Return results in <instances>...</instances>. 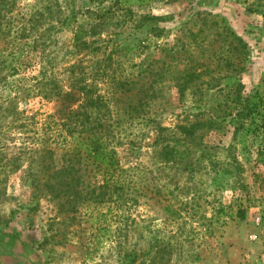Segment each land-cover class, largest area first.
<instances>
[{"label": "rangeland", "instance_id": "1", "mask_svg": "<svg viewBox=\"0 0 264 264\" xmlns=\"http://www.w3.org/2000/svg\"><path fill=\"white\" fill-rule=\"evenodd\" d=\"M52 1L65 5V0ZM70 1L77 7L93 8L101 0L66 2ZM112 1L103 0L102 5L109 6ZM35 5V0L17 1L24 12ZM132 10L134 14L123 17L129 20L127 24L111 28L102 38H114L125 47L121 61H124L122 69L128 73L136 71L130 65L139 63L147 55L154 69L167 63L175 68L173 73L157 80L160 89L156 106L163 127L173 130L176 124L183 123L185 113L192 121L190 115L197 113L189 109L195 101L193 97H200L205 104L208 114L204 119L209 114L225 115V108H217L216 104L225 100L226 87L239 81L238 73L227 61L238 69L244 66L240 76L242 96L249 101L259 98L264 107V0H147L141 9L134 6ZM145 14L155 19L146 26L135 27L131 21ZM151 27L155 31L161 29L157 46L151 45L138 56L135 47L140 39L153 37L155 31ZM201 27L205 40L189 47V32ZM236 37L247 44L248 57L244 61L239 55ZM70 39V31L62 29L51 42L46 41V53H42V44L36 48L31 46L27 61L46 65L48 56L45 55L52 54L53 75L65 85L64 69L83 56L68 54ZM97 57L85 58L84 64L93 63ZM185 66L203 73L193 77L180 98L183 106L178 107L175 98L178 95L172 86ZM15 79V85H29L21 75L9 80ZM204 81L222 89L193 96V87ZM101 89L102 94L109 96L106 87ZM35 91L38 95L34 99L19 97L11 102L14 92L0 86V264H128L132 258V264H152V258L153 264H264V166L257 162L255 154L261 138L245 133L233 138L229 117L220 129L200 133V145L183 141L177 135L176 141H172L178 152L176 162L157 174L159 193L150 199L151 194L147 192L131 208L125 227L124 221L115 223L109 213L106 219L96 216L97 212L107 213V206L87 212L82 207L76 214L64 213L42 185L33 190L31 175L37 172L38 166L28 148L33 139L44 137L41 123L57 106L55 98H43L37 88ZM12 103L19 112L23 111L22 116L28 117L23 120L27 123L23 133L9 128L14 119L3 109ZM153 138L152 133L140 143V156L131 163L154 168L156 161L149 146ZM123 149H118L122 158ZM201 154L205 159L195 166L194 172L182 170ZM233 155L239 156L238 168L229 164ZM160 161L156 164L163 165V160ZM35 175L43 182L44 176ZM166 203L171 204L168 212L164 209Z\"/></svg>", "mask_w": 264, "mask_h": 264}, {"label": "trees", "instance_id": "2", "mask_svg": "<svg viewBox=\"0 0 264 264\" xmlns=\"http://www.w3.org/2000/svg\"><path fill=\"white\" fill-rule=\"evenodd\" d=\"M17 1L0 0V86L14 92L11 102L19 97L36 98V88L43 98L56 99L54 113L41 123L44 137L33 139L28 151L32 160L37 162L36 173L44 176L41 182V177H35L36 173L31 175L33 190L36 191L42 185L62 212L76 214L82 207L87 212L89 209L107 206V213L97 212L96 216L106 219L109 213L115 223L124 221L126 227L131 217V208L137 206L147 192L151 194L150 199L159 193V186L155 182L159 170L176 162L178 152L172 144L176 136L200 145V133L220 129L227 117L233 138L244 133L253 138H261L255 154L257 162L264 166V107L256 95L254 101L242 96L240 76L244 66L238 69L233 67L231 61H227V65L238 73L239 81L228 85L225 100H219L216 104L217 108H225V115L209 114L210 117L204 119L208 110L204 108L205 104L200 97H193L195 101H192L189 109H195L197 113L190 115L192 121H189V114L183 111V123L176 124L173 130L162 126L161 113L156 106L160 89L157 80L162 79L166 73H173L175 68L167 63L154 69L153 61H148L147 55L139 63L130 65L136 71L128 73L122 69L124 61H121V52L125 47L116 43L111 36L112 40L102 38V34L111 28L127 24L129 20L123 17L134 14L132 8L136 6L141 9L147 0H113L109 6L102 5L101 0L100 5L93 8L77 7L73 1L66 2L68 0H65L64 6L52 0H35V7L25 12L17 6ZM94 1L98 0H89ZM154 19L145 14L131 22L141 28ZM203 27L189 32V47L198 46L205 40ZM62 29L71 33L68 54H83L82 58L64 69L62 75L66 76L65 85H61L53 75L52 54L45 55L48 56L46 65L27 61L31 46L36 48L42 44V53H46V41L51 42L52 37ZM151 31L154 32L155 28L151 27ZM160 34L161 29H158L152 38L146 36L140 39L135 47L138 56L149 50L151 45L156 48ZM236 41L239 55L244 61L248 57L247 44L241 38L236 37ZM185 45L183 43L182 47ZM98 55L103 58L98 59ZM89 56L97 58L86 65L84 60ZM202 73H196V70L185 66L178 74L172 86L178 95L175 97L178 107L183 106L180 98L189 88L193 77L202 76ZM18 75L29 85H15L16 79L9 80ZM101 87H106L109 96L102 94ZM193 88V96L216 88L222 89L209 81L200 82ZM6 107L3 110L8 111L14 119L9 128L17 129L19 133L26 131L27 123L23 120L28 117L22 116L23 111L19 112L14 103ZM138 127L139 132L136 131ZM152 133L154 138L149 145L153 148L152 156L156 163L162 159L163 165L154 162V168H149L131 163V160H138L140 156V143ZM119 148H124L123 158L119 155ZM39 151L41 154H38ZM238 157L231 156L229 164L238 168L241 165ZM204 159L205 155L201 154L182 170L190 169L192 173L195 166ZM34 161L29 164V169ZM170 208L171 204L164 205L166 212ZM238 213L241 216L243 211ZM133 260L128 264H132ZM154 262L152 258L151 263Z\"/></svg>", "mask_w": 264, "mask_h": 264}]
</instances>
